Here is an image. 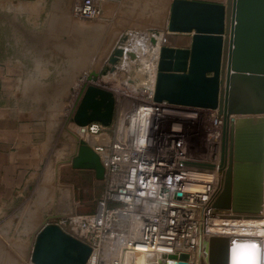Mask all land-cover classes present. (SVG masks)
Here are the masks:
<instances>
[{
    "label": "crops",
    "instance_id": "1",
    "mask_svg": "<svg viewBox=\"0 0 264 264\" xmlns=\"http://www.w3.org/2000/svg\"><path fill=\"white\" fill-rule=\"evenodd\" d=\"M173 1L105 0L100 18L84 20L75 0H0V264H33L45 225L96 212L104 181L72 165L83 140L70 103L75 79L106 51L107 35L165 31ZM182 39L173 45L187 47ZM102 140L85 139L93 149Z\"/></svg>",
    "mask_w": 264,
    "mask_h": 264
},
{
    "label": "water",
    "instance_id": "2",
    "mask_svg": "<svg viewBox=\"0 0 264 264\" xmlns=\"http://www.w3.org/2000/svg\"><path fill=\"white\" fill-rule=\"evenodd\" d=\"M157 34V33H156ZM162 45L155 102L172 106L217 110L224 118L221 164L226 167L218 211L261 215L264 210V0H226L211 3L174 0ZM188 36L185 48L169 39ZM152 44L156 41L151 39ZM115 50L106 73H114L124 57ZM128 56L134 60V54ZM104 73V74H106ZM86 86L73 116L85 128L93 123L111 127L116 117L113 92L99 87L97 77ZM75 170L94 171L105 180L100 156L85 140L79 141ZM201 168L211 165L192 163ZM248 244L264 250L258 239L213 237L206 246L208 264H234L237 249ZM92 249L58 224L39 232L33 264H87ZM157 260L156 255H149ZM170 259H176L170 256ZM178 263L189 264L182 254Z\"/></svg>",
    "mask_w": 264,
    "mask_h": 264
},
{
    "label": "built area",
    "instance_id": "3",
    "mask_svg": "<svg viewBox=\"0 0 264 264\" xmlns=\"http://www.w3.org/2000/svg\"><path fill=\"white\" fill-rule=\"evenodd\" d=\"M104 1L75 0L73 14L80 19H98ZM139 59L136 55L132 62ZM158 62L159 58L151 60L146 67L147 79L138 92L140 103L124 108L129 111L123 130L116 117L111 127L93 123L77 128L83 139L103 137L94 150L105 168V188L94 214L66 217L58 225L66 232L70 228L92 249L87 264H125L128 254L142 249L156 255L158 264L178 263L182 254L189 255V264H198L200 251L208 259L206 246L215 236L213 221L233 218L231 210L214 207L226 171L221 164L224 118L217 110L203 109L213 125L210 140L215 141L214 158L193 156L179 133L157 136L155 122L177 107L155 102L156 79L150 78V73L153 63L158 66ZM117 103L116 99V115ZM109 131L111 139L105 138ZM198 174H211V180H199L195 177Z\"/></svg>",
    "mask_w": 264,
    "mask_h": 264
},
{
    "label": "rangeland",
    "instance_id": "4",
    "mask_svg": "<svg viewBox=\"0 0 264 264\" xmlns=\"http://www.w3.org/2000/svg\"><path fill=\"white\" fill-rule=\"evenodd\" d=\"M165 22H167L166 19ZM153 23L156 27L159 20H154ZM131 32L114 38L107 35L106 51H99L100 56L98 58L97 51L91 54V67L86 69L89 72L88 75H82L75 79L74 89L70 97L72 106L73 104L74 106L78 105L84 88L92 83L93 77H97L98 79L96 85L114 93L118 101L116 122L120 120V123H122L124 118L127 119L126 115L129 110L125 111V109L131 106L136 107L140 103L138 92L147 79L145 73L146 67L150 65L151 60L154 61L156 59L152 51H150L149 46H153L151 39L155 38V34L158 31L153 30L150 32L153 35L150 36L138 34L134 30H131ZM166 32L167 29L163 31V34H166ZM174 41L180 40L178 38L169 39V44L172 45ZM182 41L184 40L182 39ZM182 41L180 44H182ZM118 48H122L126 55L124 53V57L117 65L114 73L110 71L106 73L107 67L111 68L109 60ZM135 52L140 57L136 63L132 62V59L128 56L129 53L136 55ZM152 70L154 72L152 71L153 73H150V78L153 76V79H156L158 66L154 63ZM169 113L171 114H167L164 118L155 122L158 125L157 136L171 134L172 132L179 133V135L184 136L187 147L193 156L197 158H214L215 153H213L212 149L215 141L210 140V132L212 131L213 125L209 121V113L203 109L185 107H174ZM121 128L123 130V124H120ZM106 138L108 139V136ZM67 232L71 235L75 234L70 228H67Z\"/></svg>",
    "mask_w": 264,
    "mask_h": 264
},
{
    "label": "bare ground",
    "instance_id": "5",
    "mask_svg": "<svg viewBox=\"0 0 264 264\" xmlns=\"http://www.w3.org/2000/svg\"><path fill=\"white\" fill-rule=\"evenodd\" d=\"M154 39L156 43L153 44V46H149V48H150V51H152L154 57L160 59L162 45L164 44L166 36L163 34V32H160V33H157V35H155ZM181 39H182L181 36L178 37V40H181ZM136 55H139V54L136 53ZM158 66H159V62H158ZM157 75H158V72H157ZM152 79H153V76H152ZM156 80H157V76H156ZM126 120L127 119L124 118L125 122ZM124 121L123 122L121 121L122 122L121 124H123V129L125 125ZM120 130H122V128ZM195 177L198 178L199 180H208V181L211 180V174H198ZM194 187H197V186H194ZM231 213H233L232 210H231ZM213 222L214 224L212 225L211 228H212L213 233L215 234L214 237H225L231 240L237 237H242V238L245 237V238H250V239H258L261 241V244L264 242V210L261 215L233 213V218L231 217V218H226V219L225 218L219 219L218 217ZM141 251L142 252L138 254H135V253L128 254L126 257L125 264H158L159 259L153 260L151 257H149V255H152V254L145 253V251H149V250L142 249ZM198 264H208V259L206 255L202 253V251H200V254H199Z\"/></svg>",
    "mask_w": 264,
    "mask_h": 264
},
{
    "label": "snow or ice",
    "instance_id": "6",
    "mask_svg": "<svg viewBox=\"0 0 264 264\" xmlns=\"http://www.w3.org/2000/svg\"><path fill=\"white\" fill-rule=\"evenodd\" d=\"M237 259L234 264H264V250L256 247L255 244H248L244 249H237Z\"/></svg>",
    "mask_w": 264,
    "mask_h": 264
}]
</instances>
